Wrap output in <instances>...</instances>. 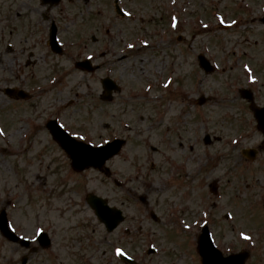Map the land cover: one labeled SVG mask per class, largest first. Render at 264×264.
<instances>
[{
  "label": "rangeland",
  "instance_id": "1",
  "mask_svg": "<svg viewBox=\"0 0 264 264\" xmlns=\"http://www.w3.org/2000/svg\"><path fill=\"white\" fill-rule=\"evenodd\" d=\"M131 1H135L133 9L140 15V24L128 22L117 29L148 34L145 44L149 46L144 44L135 51L137 56L111 64L99 57L96 52L101 49L95 47L94 55L99 57L95 64L101 69L92 76L79 70L73 72L72 64H43L40 71L44 79L60 69L69 75L53 89L49 81L45 82L47 87L40 86L43 90L35 99L38 108L30 110L35 120L28 119V123H15V112L20 107L9 108L0 97V208L8 199L10 225L17 234L33 240L36 230L42 229L52 240V248L45 255L40 250L30 255L0 237V264H19L20 257L27 254L28 264H81L82 256H89V264H96L97 233L103 232L84 202L87 193L104 198L126 216L124 224L108 238L113 245L110 264L119 263L114 249L122 245L144 264H200L193 249L185 245L184 235L187 243H193L202 223L210 225L211 237L223 253L247 249L249 243L254 245L264 223V159L260 152L252 162L240 160L239 152L246 147L259 150L263 137L238 89L254 91L256 103L264 104V28L256 21L258 10H264V0H249L245 27L228 30L217 26L211 13L217 6L225 21L232 20V4L236 0H201L202 6L195 0L199 5L190 7L185 16L189 13L191 17H205L201 21L208 28L200 29L201 22L192 31L186 20L179 29L169 27L173 39L161 28L164 24L157 4L160 0H153V4L149 0ZM196 20L199 18H193L191 23ZM98 26L102 35V24ZM153 29L158 32L154 38L149 33ZM76 31L83 34L86 22H79ZM120 38V42L109 43L107 50L117 55L114 60L127 50L117 49V45L126 48L128 40L135 39ZM198 54L216 67L214 73L204 74L199 69ZM105 75L122 89L117 102L110 105L100 100V79ZM44 79L40 78V83ZM200 96L208 100L203 106L196 103ZM43 101L47 103L42 104ZM67 101H72V106L64 109ZM51 114H60L67 121L62 122L66 126L82 129L91 144L103 143L117 134L127 137V146L107 163L112 178L121 182L120 189L95 170L71 171L69 161L42 128V122L53 117ZM166 130L170 131L167 137ZM158 134L170 169L166 175H157L153 170L163 158L150 151L160 144ZM205 134L210 137L209 145L203 144ZM211 153L212 161L208 155ZM202 158H206V166L192 182L189 178L196 173L197 164H202ZM183 159H187L186 164ZM213 181L218 188L215 196L209 192ZM140 195L155 206L149 207L157 216L159 210L174 211L178 236L151 224L144 206L138 202ZM203 196L207 215L198 222V208L194 205ZM184 205L188 209L185 216ZM224 214L229 215L228 222L222 221ZM210 220L215 221L214 226ZM185 223L191 227L185 229ZM124 228L138 234L123 240ZM241 233L251 239H241ZM257 241L246 264H264V238L260 241L258 237ZM148 247L157 250V257L144 254Z\"/></svg>",
  "mask_w": 264,
  "mask_h": 264
},
{
  "label": "flooded vegetation",
  "instance_id": "2",
  "mask_svg": "<svg viewBox=\"0 0 264 264\" xmlns=\"http://www.w3.org/2000/svg\"><path fill=\"white\" fill-rule=\"evenodd\" d=\"M149 1L153 4V0ZM169 1L166 17L167 29L170 22H175V20L179 29L184 26L180 24L181 19L184 22L187 20L190 26L193 18H205L197 15L191 17L189 13L184 15L187 9L193 8L196 4L195 0L190 1L191 3H188V0H178L182 6L176 0H173V5H170L172 0ZM134 2L132 3L131 0H0V86L3 85L0 88V94L8 102L19 107L24 106L25 112H17L16 119L21 116V113L28 114L27 104L34 99L36 87L39 86L42 77L40 76L42 71L38 66L39 60L45 62L64 57L68 58L69 62L77 61L78 56H73L70 50H73L79 41L85 43H80V45L86 50L97 45L101 37L98 33L100 23L104 35H110L117 29V26L125 27V23H132L126 21L123 12L134 13L132 10L136 7ZM198 2L200 4L202 1L198 0ZM202 5L203 2L199 6ZM246 15L249 16V12ZM173 16H176V19ZM102 17L105 18L100 20ZM94 20L95 24L99 23L97 27L94 26ZM79 22H86V31L83 34H78L76 31ZM106 22H108V27L105 26ZM53 39L60 44L61 54L54 53L57 51H53L51 47ZM129 42L138 44L136 39ZM124 57L127 58V56ZM6 89L14 90L16 95L20 93L24 99L7 98ZM116 102V97H114L105 104L110 105ZM167 133L169 134V131ZM160 152H163L162 145H157L152 150L154 155H160ZM158 163L159 166L156 167L161 168L162 162ZM106 243L107 240L104 238L102 243H98L96 249L99 251Z\"/></svg>",
  "mask_w": 264,
  "mask_h": 264
},
{
  "label": "water",
  "instance_id": "3",
  "mask_svg": "<svg viewBox=\"0 0 264 264\" xmlns=\"http://www.w3.org/2000/svg\"><path fill=\"white\" fill-rule=\"evenodd\" d=\"M199 62L200 67L203 68L205 72L208 73L213 70L209 63L203 59V57H199ZM105 87L106 90L110 89V87L107 85H105ZM246 97L249 96L246 95ZM251 109L255 112L258 128L264 132V109L258 111V109H255L253 106H251ZM60 131L57 130V132L53 133V135L61 145L62 142L67 141L71 142L73 145L81 144L71 140L62 131L61 132L64 135ZM120 143V141H113L104 146L103 150L93 149L92 151L97 153L96 155H88L78 152L75 149H73V151L66 150L69 153L68 156L71 160V166L75 170L80 171L89 167L101 170L104 162L118 152ZM87 202L91 208L94 209L97 217L105 224L107 230H112L122 220L121 213L118 210L108 208L104 200L94 196H88ZM0 230L9 239H13V236L9 234L6 229L4 210H2L0 213ZM43 238H45V235L41 236V239ZM25 245H27V243H25ZM197 252L201 257L202 264H244V261L247 258V254L243 252L229 257H222L221 253L215 250L213 247L207 232L202 233L199 236L197 242Z\"/></svg>",
  "mask_w": 264,
  "mask_h": 264
},
{
  "label": "snow or ice",
  "instance_id": "4",
  "mask_svg": "<svg viewBox=\"0 0 264 264\" xmlns=\"http://www.w3.org/2000/svg\"><path fill=\"white\" fill-rule=\"evenodd\" d=\"M125 15H129V13H125ZM173 26H175V25H173ZM128 47L131 48V47H133V45L129 44ZM89 59H91V57H89ZM249 79L251 80L252 78L249 77ZM59 127L61 129H63L64 128V125L61 124V125H59ZM0 134H2V133H0ZM70 135L72 136L73 140L85 141V136H83V135H78L76 133H70ZM107 143H108V141H104V144H107ZM233 143H236V141H233ZM103 147H104V145H102V144H87V143H85V144L73 145V148L76 151L82 152V153H85V154H88V155H96L97 153L93 152L92 150L93 149L103 150ZM204 215H207V213H205ZM190 227H191L190 224H187V223L184 224V228L185 229H188ZM41 232H42V229H37L36 230V235H39ZM240 237L243 240H250L251 239L250 236L245 235L244 233H241L240 234ZM116 255L117 256H123L124 253L119 248H117L116 249Z\"/></svg>",
  "mask_w": 264,
  "mask_h": 264
}]
</instances>
